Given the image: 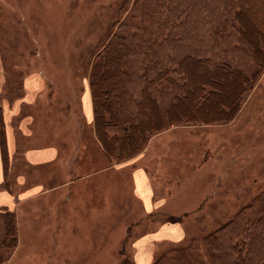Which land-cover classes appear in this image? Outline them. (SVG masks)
<instances>
[{
  "label": "rangeland",
  "instance_id": "obj_1",
  "mask_svg": "<svg viewBox=\"0 0 264 264\" xmlns=\"http://www.w3.org/2000/svg\"><path fill=\"white\" fill-rule=\"evenodd\" d=\"M228 16L226 0H0V152L9 187L0 193L21 202L22 174L26 185L55 186L51 198L44 192L8 207L17 238L0 220V264H144L149 248L150 264H236L245 239L264 246V71L232 120L172 125L127 161L107 156L81 106L97 54L115 36L141 43L130 58L136 67L192 53L252 74L257 64L238 31L220 28ZM176 92L165 82L153 90L164 110ZM49 144L59 157L31 166L24 153ZM138 169L150 176L153 205L138 195ZM70 179L69 195L68 186L56 188ZM166 223L183 235L154 239Z\"/></svg>",
  "mask_w": 264,
  "mask_h": 264
},
{
  "label": "trees",
  "instance_id": "obj_2",
  "mask_svg": "<svg viewBox=\"0 0 264 264\" xmlns=\"http://www.w3.org/2000/svg\"><path fill=\"white\" fill-rule=\"evenodd\" d=\"M226 9L229 16L220 28H231L240 34L257 64L250 75L229 63L212 65L211 59L192 53L181 55L176 64L154 58L137 63L136 67L130 58L141 43L135 48L136 43L120 36L108 42L101 55L97 54L90 83L94 125L112 161L137 156L155 133L172 125L228 122L238 113L245 94L264 71V0H226ZM256 19L260 21L259 28L253 23ZM176 75L181 76L182 83ZM163 82L177 89L166 110L153 94L154 88ZM2 119L0 116L1 127ZM0 145L6 148L4 140ZM7 182L6 178L0 182V189L9 190ZM0 220L6 226L7 236L16 240L14 211L3 207ZM248 240L245 239L244 252L241 250L236 256V264H264V246L255 248ZM250 248L258 253L256 261ZM247 249L249 257L245 259Z\"/></svg>",
  "mask_w": 264,
  "mask_h": 264
},
{
  "label": "crops",
  "instance_id": "obj_3",
  "mask_svg": "<svg viewBox=\"0 0 264 264\" xmlns=\"http://www.w3.org/2000/svg\"><path fill=\"white\" fill-rule=\"evenodd\" d=\"M90 90H91L90 88H86L84 90L83 92L84 98L81 97V106H82L83 114H86L88 119L91 118L92 120L94 115H93L92 94L90 93L91 92ZM7 124H8V121H7ZM7 136H8V142H9L8 144L10 147V152L13 154V152L15 151L14 149L15 140H14L13 130L11 128V125L9 124L7 127ZM59 152L60 151L58 149L57 144H49L46 146V148L29 149L27 150V152L24 153V155L27 161L29 162V164H31V166H34V165H40V164L42 165V164H48V163L54 162L59 157ZM22 175H20V179H19V185L23 186V189H24L23 192L19 194L21 202H15L12 195L6 192L5 190L0 193V207H4V206L13 207L17 203H24V202L26 203L27 199L33 200L34 198H40L39 195L41 196V193H44V192H46V196L48 198L52 197L53 194L50 191L54 190L55 186L53 187L46 186L45 188V186L40 182H37V184L32 185V186L26 185L24 184L26 182L25 177ZM86 176L88 175H74V179L72 180L80 182V179H84ZM134 176H135V181H136L135 185H137L138 183L137 178L140 177L141 187L143 185L147 187V193L145 194H140L137 188V192L139 193L138 195L142 199L143 203L153 205V201H154L153 191L154 190H153V187L151 186L152 184H151L150 176L143 169H138ZM72 180L70 179L68 181H63L61 184L57 185L56 188H59V187L64 188L68 186L67 195H69L71 186L73 183ZM4 181H5V175H4L2 156L0 152V182H4ZM62 194H64V192ZM58 197L56 196V198ZM148 197L150 198V200L148 199ZM147 200H149V203L147 202ZM29 205H31V201H29ZM29 208H32L35 210L34 206H30ZM162 227H163L162 228L163 230L160 229L159 232L153 233L155 236L154 239L156 240L163 239V238L177 239L178 237L183 235L181 225L166 223ZM152 255H153L152 249L149 248L148 253H142L140 255L142 258L140 259V262L145 261L144 264H150L153 258Z\"/></svg>",
  "mask_w": 264,
  "mask_h": 264
},
{
  "label": "bare ground",
  "instance_id": "obj_4",
  "mask_svg": "<svg viewBox=\"0 0 264 264\" xmlns=\"http://www.w3.org/2000/svg\"><path fill=\"white\" fill-rule=\"evenodd\" d=\"M137 180H138L137 188H138L139 193H140V194H145V193H147V187L144 186V185L141 187V180H140V177H138ZM149 190H150V189H149ZM149 193H150V191H149ZM148 199L150 200L149 197H148ZM149 200H147L148 203H149Z\"/></svg>",
  "mask_w": 264,
  "mask_h": 264
}]
</instances>
